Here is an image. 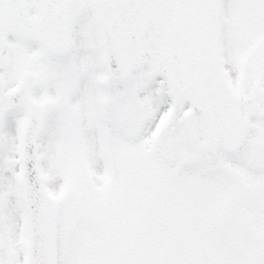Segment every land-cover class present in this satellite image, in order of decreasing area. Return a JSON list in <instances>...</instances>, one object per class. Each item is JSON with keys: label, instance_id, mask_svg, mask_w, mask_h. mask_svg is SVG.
<instances>
[{"label": "snow or ice", "instance_id": "6c2138e0", "mask_svg": "<svg viewBox=\"0 0 264 264\" xmlns=\"http://www.w3.org/2000/svg\"><path fill=\"white\" fill-rule=\"evenodd\" d=\"M0 264H264V0H0Z\"/></svg>", "mask_w": 264, "mask_h": 264}]
</instances>
